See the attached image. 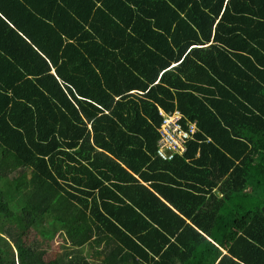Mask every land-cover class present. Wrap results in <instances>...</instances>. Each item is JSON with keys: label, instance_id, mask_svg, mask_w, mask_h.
Returning <instances> with one entry per match:
<instances>
[{"label": "trees", "instance_id": "1", "mask_svg": "<svg viewBox=\"0 0 264 264\" xmlns=\"http://www.w3.org/2000/svg\"><path fill=\"white\" fill-rule=\"evenodd\" d=\"M133 1L0 0V264H264V0Z\"/></svg>", "mask_w": 264, "mask_h": 264}, {"label": "built area", "instance_id": "2", "mask_svg": "<svg viewBox=\"0 0 264 264\" xmlns=\"http://www.w3.org/2000/svg\"><path fill=\"white\" fill-rule=\"evenodd\" d=\"M159 111L162 121L158 127L157 154L163 159H173L176 154L187 151V142L197 131V122L187 121L186 128L183 124L184 115L180 110L167 111L159 106Z\"/></svg>", "mask_w": 264, "mask_h": 264}, {"label": "rangeland", "instance_id": "3", "mask_svg": "<svg viewBox=\"0 0 264 264\" xmlns=\"http://www.w3.org/2000/svg\"><path fill=\"white\" fill-rule=\"evenodd\" d=\"M35 238H40V236L36 233ZM72 246V243L66 238L63 232H58L53 240L44 242V248L47 249L46 259L55 258L59 253H62L65 249L72 248ZM92 261L91 259L90 263Z\"/></svg>", "mask_w": 264, "mask_h": 264}, {"label": "crops", "instance_id": "4", "mask_svg": "<svg viewBox=\"0 0 264 264\" xmlns=\"http://www.w3.org/2000/svg\"><path fill=\"white\" fill-rule=\"evenodd\" d=\"M51 1V0H50ZM98 1V3L99 4H101L103 1H105V0H97ZM133 1V0H132ZM59 3L60 2H57V3H52V5L53 6H51V8H53V9H59L60 11H61V9H60V7H59ZM131 4H132V6H135L136 5V3L133 1V2H131ZM76 7H78V8H80V12H86V6L85 5H70L69 7H67L68 8V11L67 12H72V13H78L79 11H78V9L76 8ZM93 13V12H92ZM53 14V13H52ZM48 18H46L45 20L48 22V20H47ZM59 19V17H57V19H56V21ZM61 20V18L59 19V21ZM50 21H52V22H55V19H53V20H50ZM58 21V22H59ZM69 21H67V23H68Z\"/></svg>", "mask_w": 264, "mask_h": 264}, {"label": "bare ground", "instance_id": "5", "mask_svg": "<svg viewBox=\"0 0 264 264\" xmlns=\"http://www.w3.org/2000/svg\"><path fill=\"white\" fill-rule=\"evenodd\" d=\"M98 224V223H97Z\"/></svg>", "mask_w": 264, "mask_h": 264}]
</instances>
